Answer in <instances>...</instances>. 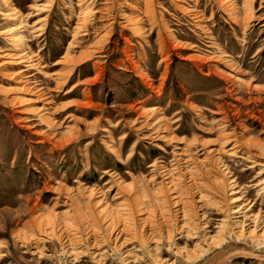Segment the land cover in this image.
Here are the masks:
<instances>
[{"label":"rangeland","instance_id":"374dc122","mask_svg":"<svg viewBox=\"0 0 264 264\" xmlns=\"http://www.w3.org/2000/svg\"><path fill=\"white\" fill-rule=\"evenodd\" d=\"M11 1L26 15L49 0ZM91 2L87 31L75 37L68 55L76 61L90 54L70 74L62 57L80 15L77 0H53L42 37L17 34L29 39L26 52L38 54L34 60L43 68L20 72L24 67L2 65V53L12 47L0 36V264H75L55 238L43 242L33 220L52 212L71 225L81 211L88 214L84 189L101 192L108 210L136 227L139 215L129 211L134 198L143 201L144 214L154 208L171 213L160 167L171 169L184 149L204 160L209 149L241 145L235 156L221 157L252 212L264 215V174L258 166L248 169L254 160L264 164L254 145L264 144V0H231L226 8L217 0ZM34 14L28 29L45 12ZM6 26L0 18V31ZM178 184L187 193L185 183ZM204 201V214L215 213L213 200ZM209 218L215 227L223 217ZM25 232L36 239L23 244L18 236ZM220 237L219 248L184 261L176 246L194 244L176 232L172 252L162 243L161 259L264 264V236ZM195 241L207 249L202 232ZM139 249L138 240L126 247L140 256L139 264H152ZM85 254L78 264H93Z\"/></svg>","mask_w":264,"mask_h":264},{"label":"bare ground","instance_id":"6f19581e","mask_svg":"<svg viewBox=\"0 0 264 264\" xmlns=\"http://www.w3.org/2000/svg\"><path fill=\"white\" fill-rule=\"evenodd\" d=\"M77 1L81 7L80 15L76 18L72 40L62 57V61L68 64L67 67H70L68 74L71 73V70L75 66L84 63V59L89 57L90 54L82 53L76 61H73L68 55L69 50L74 44L75 37L87 28V8L92 3V0ZM150 1L145 0L148 3ZM217 2L226 8V5L231 0H217ZM52 3L53 0H49L44 5L35 4L33 5V9L30 8V11L25 15L11 0H0V18L4 19L7 23V26L0 31V36H2V40L12 47L2 53L1 57L3 56L7 59L2 65L8 64L24 67L20 72L44 67L38 59L34 60L36 56L39 58L38 54L29 55L26 52V42L29 39L27 37H19L17 34L26 32L31 34L33 32L34 35L32 36L42 37L43 21L47 20V12L50 10ZM234 10L233 8L229 14L235 12ZM33 11L35 12L34 15L43 12H45V15H42L41 19L37 20V23L28 29L27 19L33 15ZM85 35L83 33L82 36ZM56 62L59 64L61 60ZM254 145L258 151L264 152V144L256 142ZM240 147L241 145H234L228 151L209 149L207 151L208 157L204 160H198L187 149L181 150V153H177L171 169H167L165 166L160 167L163 189L165 190L166 200L170 204L172 212L164 214L158 211L157 208H154L149 213L144 214L143 201H140V197L134 198L133 204L135 207H133L134 209L131 207L129 211L130 213H135L134 216L139 215L136 220V222H139V227H136L135 224L126 223L125 220H121L117 213H112L108 210L106 205L102 203L103 195L100 194L101 192H97L91 188L84 189L83 191L85 192H82L87 201L86 209L88 210V214L81 211L76 219L74 217V222L71 225L67 223L63 224L55 213L49 211L43 217H36L33 220V224L38 230L37 233L43 234V242H48V239L55 238L56 243L61 248V253L70 258L75 264H78L81 258L87 255L85 254L87 251L91 257L90 262L93 264H112V261L116 264H139L140 261L138 260L141 259L140 256L138 257V255L131 253L130 250H126V247L132 245L135 240H138L141 251H146L152 264H167V261H162L161 259L165 250H162L161 245L162 243L167 244L166 250L171 251L169 248L172 244L174 245L172 240L175 239L176 232L180 239H185L186 244L192 243V246L194 244V249L190 250L186 249V246L182 249L176 246L175 253L182 260L184 259V261L204 256V253L214 247L219 248L221 244H218L220 241H216V239H220V236L224 233L226 234V232L230 233V235L232 234L235 239L245 238L254 241L262 239L264 236V215L259 212H252L253 205H251L248 199H244V196L240 192L241 189L239 190V186L221 157L223 155L226 157L235 156L236 152L242 151L239 149ZM243 153L248 158L253 159L255 156H252L253 154L250 152ZM261 154H259V158H263ZM256 161L254 160L253 166H249L248 169L258 166L260 168L258 174H264V164ZM179 181L185 183L187 193L180 189ZM205 183L209 184L208 190L205 187ZM259 185L261 183L256 184V186ZM126 190L129 191L130 188ZM135 192L138 196L137 189ZM185 194H188L186 195L188 198L184 197ZM71 195L69 198H71V201H74L76 198ZM152 198L153 196H151ZM205 198L213 200L212 206L215 211V213L213 212L207 216L201 209L203 203H205ZM76 206L79 208L77 203ZM142 215L143 217H141ZM210 216H215L217 219L221 216L223 218L220 220L216 219L220 222L215 227H212L213 218H209ZM215 228V236L217 238L210 236L212 229ZM200 232H202V241L206 244L207 249L201 248L200 242L198 243L199 240L195 241ZM19 235V241L23 244H29L32 239H36L27 235L26 232ZM37 242L38 238L34 244H38ZM82 243L86 246V252L81 249ZM33 247L36 249L35 246ZM117 255L119 260L114 257Z\"/></svg>","mask_w":264,"mask_h":264}]
</instances>
